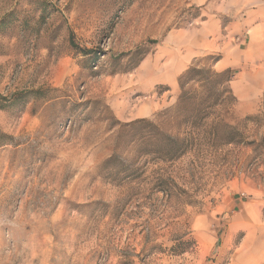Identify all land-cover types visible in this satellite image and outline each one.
<instances>
[{
    "label": "rangeland",
    "instance_id": "obj_1",
    "mask_svg": "<svg viewBox=\"0 0 264 264\" xmlns=\"http://www.w3.org/2000/svg\"><path fill=\"white\" fill-rule=\"evenodd\" d=\"M201 15L193 0H0V95L49 89L0 108V264H227L230 220L264 213V93L242 113L218 80L190 81L214 93L187 121L176 34ZM137 119L194 146L163 158L149 127L119 125Z\"/></svg>",
    "mask_w": 264,
    "mask_h": 264
},
{
    "label": "crops",
    "instance_id": "obj_2",
    "mask_svg": "<svg viewBox=\"0 0 264 264\" xmlns=\"http://www.w3.org/2000/svg\"><path fill=\"white\" fill-rule=\"evenodd\" d=\"M193 3L201 7L202 15L192 28L177 29L174 75L189 68L196 58L210 57L215 73L232 72L225 85L236 98L237 109L242 113L258 109L264 93V0ZM260 205L264 210L263 200ZM247 209L228 224L231 235L240 231L243 235L227 246L231 249L227 264H264V213Z\"/></svg>",
    "mask_w": 264,
    "mask_h": 264
},
{
    "label": "trees",
    "instance_id": "obj_3",
    "mask_svg": "<svg viewBox=\"0 0 264 264\" xmlns=\"http://www.w3.org/2000/svg\"><path fill=\"white\" fill-rule=\"evenodd\" d=\"M154 42V41H153ZM70 43L71 46L74 48L80 49L83 53H89V50L86 48H79L73 41V34L70 33ZM232 72L226 71L223 73H215L213 70H200L197 69L196 66H190L187 68L178 78V84L180 93L177 97V106L179 108L185 107L187 105L191 106V110L186 117L187 121L192 123L201 122L206 117V109L209 107L208 100L211 98L212 90L209 92L211 88H205L208 90V93L201 98L204 102L201 104V99L199 100V95L195 92H190L184 88V85L189 83L190 81L201 82L203 84L211 83L212 78L216 81L225 86V83L231 78ZM213 82V81H212ZM49 89H36V90H29L23 93V96H17L18 94H14L13 97H7L0 95V108H5L9 105H14L20 103L21 99L26 100V98L34 97L40 98L44 97L45 93L48 92ZM227 92H231L229 88H227ZM22 95V94H21ZM264 99V96H263ZM23 102V103H24ZM88 102H83L81 105H86ZM91 104H95L96 101L89 102ZM119 123V122H118ZM121 129L123 131L129 132L131 129H134L136 132V128L139 127H149L146 131L143 132L142 138L145 137L149 144L155 147L157 153L161 155L163 158L166 159H176L187 153L191 150L194 146V138L193 137H180L177 135H172L164 131H160L156 124L150 120L146 119H137L128 123L121 124L119 123ZM5 137L4 134H0V143L5 141L2 139Z\"/></svg>",
    "mask_w": 264,
    "mask_h": 264
}]
</instances>
